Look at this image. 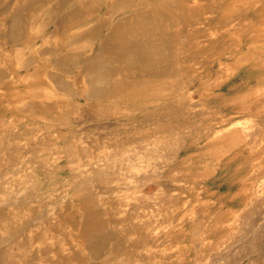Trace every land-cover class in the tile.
Returning <instances> with one entry per match:
<instances>
[{"label":"bare ground","instance_id":"1","mask_svg":"<svg viewBox=\"0 0 264 264\" xmlns=\"http://www.w3.org/2000/svg\"><path fill=\"white\" fill-rule=\"evenodd\" d=\"M0 1V16L3 17L0 37L6 43L10 40L15 47L20 44L19 51L27 47L33 50L36 42H39L33 51L44 56L48 62L32 69L30 65L33 61H24L26 74L18 76L25 81L26 90L44 96V92L40 91H50L48 86L52 85L68 94L76 91L87 100L114 97L131 106L133 111L141 98L147 99V103L155 102L156 109H160V118L156 121L157 132L160 133L159 140L164 141V149L171 147L167 144L172 143V138H181L186 155L180 156V148L174 154L170 152L171 155L164 156L168 164L166 167L182 172L184 178H189V175H195L194 171H187L194 170V167L187 165L191 161L187 154L192 149L198 147L202 153L212 154L216 159L233 154L226 162L221 158L219 163L229 166L232 162L231 165L236 166L233 170L237 181H234L240 184L232 183L234 188H239L227 193H219L218 189L209 185L204 187L208 193L217 196L222 205L209 222L205 208L197 207L196 201L190 202L181 191L177 192L171 185L159 180L163 176L161 172L157 173L156 170L150 176H142L144 165L128 160L127 183L135 182V185L123 193L118 203L87 194L88 189L82 188L81 182L78 191L74 192L77 197L72 204H64L60 211L52 208V217L42 213L38 199H33L38 203L35 206L39 209L36 210L37 214L17 209L8 216L0 211V230L5 229L4 234L9 236L7 240L12 241L15 237L19 246L18 249L0 251V257L5 256L0 264H85V260L73 251L71 243L83 255L88 253V257L97 256V259L105 254L121 252L125 255L129 253L128 250L138 251L137 248L152 251L153 241L161 242H156V248L163 245L169 250L181 245L175 255L177 259L170 257L168 264H176L175 261L179 264L191 263L187 262L185 256L186 249L190 248H194L197 257L194 264H241L248 258L245 264H257L258 260L250 257L251 252L235 256L236 249L244 245L253 250L257 245L261 247L264 233H254L253 241L247 243L249 238H244L242 229L237 226L240 223L232 218L226 219L225 215L235 208L233 205L261 206L264 209V175L254 174L260 164H250L254 154H264V117L251 111L254 105L257 111L262 107L264 112V0H182L180 3H177L179 0ZM51 27L53 36L48 35ZM74 63L79 64L80 68L78 76L70 83L67 73ZM50 66L60 72L51 71ZM245 68L258 72L255 82L246 88L240 83H232ZM183 73L190 76L189 81H183ZM211 73L215 75L208 77ZM132 76L135 80H126ZM1 79H9L2 69ZM2 87L0 85V90ZM213 89L226 93L210 92ZM167 91L175 96L172 98L177 102L178 109L189 107L191 113L187 116L192 119L190 124L196 121L207 123L191 141H186L190 131L183 135L177 130L181 129V124L164 122L162 111L166 108ZM193 93L198 95V99L193 97ZM2 99L4 97L0 95V107ZM216 102L222 103V107H213ZM66 104L58 101L49 105L40 100L33 101L27 108L34 115L58 121L60 127L71 122V111L62 110ZM142 108L141 118L149 122L151 110H145L144 106ZM106 110L107 107L97 106L98 112ZM3 111L0 108V135L4 132ZM207 116L210 121L205 120ZM176 119L180 123V117ZM12 123L18 125L14 121ZM187 124L188 127L190 124ZM47 126V123L39 120L31 134L39 157L55 159L59 152H64L68 158L81 157L76 149L78 146L74 150L68 141L69 132L55 130L57 138H61V144L65 145L62 148L57 143H51L53 138L47 134ZM132 143L129 137L122 139L117 144V151H122L124 156L125 147H132ZM146 154L138 155L145 159L152 158ZM92 163L88 165L92 166ZM106 163L109 165V162ZM248 166L249 172L245 174L243 170ZM105 167L98 164L90 170L98 174V171H107ZM223 175L221 173L218 178ZM147 177L151 180L154 178L160 185L159 190L151 195L143 187ZM98 180L107 182L108 178L106 174H99ZM29 183L33 184V181ZM153 203H159L162 209L148 214L146 208ZM184 205L187 207L184 208ZM28 216L33 220L27 219ZM153 216H160L165 224L157 226V219H153ZM21 226L22 231L26 229L27 236H24ZM69 237L71 242L67 241ZM211 240L215 242L218 258L216 253L210 258L204 257L202 248ZM129 254V258L122 262L109 260L93 264L141 262V259L132 262V251ZM165 255L161 254L160 257L164 259ZM161 261L148 260V263L161 264Z\"/></svg>","mask_w":264,"mask_h":264},{"label":"rangeland","instance_id":"2","mask_svg":"<svg viewBox=\"0 0 264 264\" xmlns=\"http://www.w3.org/2000/svg\"><path fill=\"white\" fill-rule=\"evenodd\" d=\"M7 1L9 0H6V2ZM1 2L2 1H0V3ZM180 2H182V0H179L177 3ZM1 7L2 4L0 5V8ZM1 21H3L2 16H0V23ZM37 30L40 29L37 28ZM49 34L50 36H53L52 27L48 30V35ZM8 41L9 42L6 43V41L0 37V69H2L4 74L9 78L7 80L4 79L6 82L1 79L3 81L0 83V85L3 86L0 90V95L4 97V99H2V106L0 108L4 110L3 118L5 119V123L3 126L4 132L0 135V211L3 214L5 213L9 216L10 213H12L14 210L17 211V209H20L21 212L33 211L36 213V210L39 211L38 208H35L38 203L33 201V199H38L40 204L39 208H41L42 213L46 216L49 214V217H52L50 215V211L52 208L55 207L60 211L64 207V204H72L73 199L77 197V193L74 194V192L78 191L81 182H83V185H81L82 188L85 187L86 189H88L87 194H90L93 197L102 198L106 201L110 200L114 203H118V201L122 198L123 193L125 194L128 188H131L132 185H135V182L127 183V176H129V174L127 172L128 168L126 167V164L128 160L130 161V163L144 165L143 172H141L142 176H150L156 170L157 173L161 172L163 176L162 178L160 177L159 180L161 182H165L168 185H171V187L177 192L181 191L185 196V199L187 198V200H189L190 202L196 201L197 207L205 208L207 214L206 220L209 222L213 220V218L215 217V213L220 211V206L222 205L219 204L218 200L216 199L217 196H213L212 194L208 193V191H206L204 187H207V185H209L215 190L218 189L219 193H227L231 190H234L233 192H235L239 188H234L235 185L232 184L236 183L234 180L237 181V179L234 177L235 171L233 170L236 166L231 165L232 162L229 164V166L220 164L221 158H223V161L226 162L233 154L226 155L227 158L226 156H224L217 157L216 159V157H213L212 154L202 153V151L198 149V147H196L195 150L192 149V151L187 154L191 157V161L187 165L190 167H194V170L187 171H194L195 173L193 174L195 175H189V178H184L182 172L171 170L170 168L166 167L168 166V164L166 163L164 156L171 155L170 152L173 151L174 154L176 149L180 148V156L186 155H184L183 152V139L181 141V138H172V143L167 144L168 146H171L169 147L171 148V150L169 148L164 149V141L159 140L160 133L157 132L158 128L156 125V121H158V119L160 118V115H158L160 109H156L157 105L155 102L151 101L147 103V99L145 100L141 98L137 105V109L133 111L131 110V106L125 104V102L121 99L118 100L114 97H104L102 99L87 100L86 98L80 96L76 91L68 94L66 91L55 89L52 85L48 86L50 91H40V93L44 92V96H38L37 94H35L36 91L26 90V88H24L25 81H22L18 76L20 74H26V69L23 66L24 61L27 59L30 60L31 63L33 61V63L30 65L32 69L34 67H38V64L48 62H46L44 56L37 55L36 52L33 51L34 48L38 47L39 42H36V46L33 47V50L32 48L27 47L26 49H24V51H19V46L21 47L20 44L19 46L15 47V44H13L10 40ZM79 68V64L74 63L72 65L71 71L67 73L68 82L71 83V81L78 76ZM49 69L53 72L59 71L52 66H50ZM250 71H252V73ZM214 75V73H211L208 75V77H213ZM257 75V70L245 68L241 70L240 74L237 77L234 78L232 83H240L241 86L246 88L249 84H253L255 82ZM182 76L184 82L189 81L190 76H187L184 73L182 74ZM133 78V76L128 77L126 78V80H135V78ZM212 91H215L216 93H226V91H218L215 89L210 90V92ZM167 93L168 98L165 101L164 105V108H166L165 111H162L164 122L165 124H181L182 126L179 127L181 129L177 128V130L180 131L183 135L186 134L184 132L190 131L188 132L190 133V136L186 141H191L192 138H195L199 130H203L207 126V123H201L195 120V123L190 124V121L192 119L187 116L191 113L189 107H185L182 110L178 109L177 102L174 98H172L175 96L171 95V91H167ZM193 97L198 99V95L196 93H193ZM40 100L45 101V103L49 105L55 104L58 101L67 103L65 108L62 110L71 111L69 112L71 122H67L65 123V125H61L59 127L58 121H51L47 117L34 115L35 113L29 110L27 107L33 101ZM70 102L71 104L68 105ZM97 106L107 107L108 110L104 112H98ZM143 106L145 107V110H151L149 116L151 120H149V122L141 118L142 116L140 112H142ZM212 106L215 108H219L222 107V103L216 102ZM251 111L253 112V114L256 113L264 117L262 107L257 111V108L253 105ZM177 116L180 117V123H178L176 119ZM39 120L42 123L48 124V129L46 130V132L53 138L51 143H57L62 148H64L65 145L61 144L63 140L61 138H57V132L55 130L60 129L64 132H69L68 141L70 142L74 150L75 147L78 146L76 147V149L79 151V155L81 157L79 158V156H72L68 158L64 152H59L58 158L55 159L48 156L39 157L36 153L37 147L35 146V142L31 137L34 127ZM205 120L210 121V118L207 116ZM13 121L18 125L14 126L12 123ZM187 123L190 124L188 127ZM1 129L2 128H0V130ZM127 137H129L130 140H133V143L132 147L129 146V148H127L128 145L125 147L126 150L124 151L126 153L123 152V156L122 151H117V144H119L122 139ZM117 139L119 140L117 141ZM79 141H81V143H79ZM153 149L156 150L153 151ZM144 153H148L146 155H150L152 158L145 159L139 156L144 155ZM89 158L93 159L89 160ZM251 158V165L254 164V166H256L260 164V167L257 166V170L254 174L264 175V154H254ZM121 160L124 161L121 162ZM90 162H93L91 164L92 166L88 165ZM106 162H109V165H107ZM177 163L178 162H176V164ZM98 164L99 166L104 167L105 165H107L105 167L107 171H98V174H96L95 172L92 173L91 171L94 170L90 169ZM218 166L219 169L217 168ZM249 169L250 166L245 168L243 170L244 173L247 174L249 172ZM221 173H224V175L221 178H218ZM99 174H102L103 176L106 174L108 181L99 182ZM86 179L88 181H86ZM30 180L33 181V184L29 183ZM154 180V178L153 180H151V178L149 177L144 180V191L146 193H149L150 195L156 193L160 188L158 181L156 182ZM72 183L74 184L72 185ZM128 185L130 186L128 187ZM237 186H240V184H237ZM35 195L37 196V198H35ZM233 206H235V208H232L233 210L229 211L225 215V218L228 220L232 218L231 220H237L238 224H241L237 226L242 229L241 235H243L244 238H249L247 240V243L249 241H253L252 239L255 235L254 233H264V209H262L261 206H258L257 208L239 205ZM149 207L150 205L148 206V208H146V212L148 211V214H155L156 212L160 211V208L162 209L159 203L151 204V209ZM186 207L187 205H184V208ZM28 208L29 210H26ZM27 219L33 220L29 216ZM153 219H157V222L154 221L157 226H162L165 224L160 216H153ZM25 230L26 229H23L22 231L21 226V231L23 232L24 236H27ZM4 232L5 229L0 230V251L9 248L18 249L19 246L18 243H16L17 239L14 237L12 241L7 240L9 236H6ZM5 238L7 241H5ZM153 240L154 239H152L150 242H152ZM67 241L71 242L70 237ZM262 241V246H255V250L247 247V245H244L243 248L237 247L235 256H241L242 254L251 252L250 257H255V260H258L259 262H257V264H263L264 238L262 239ZM156 242L158 243L160 241H153V244H155L153 245L152 251L151 249L148 250L145 248H137L139 252L137 250H128L129 253L130 251H132V255L130 258L131 261L133 262L137 259H141V262L138 264H149L148 260H155L158 263V261H161L162 258L161 264H168V262L171 261L170 257L177 259V256L175 255L178 254L177 251H180L181 245L176 247L175 250H169L165 249L163 245H159L156 248ZM209 242L210 243L205 244V247H203L202 249L205 253L204 257L210 258L217 252V248H214V240H211ZM108 243H110V241ZM71 244L70 246L74 248L73 251L77 252V255L85 260V264H89L88 261L91 264L96 261L108 262L109 260L111 262H122L123 260H127L130 256L129 253L124 255L120 252L112 255L105 254L102 255V257L99 256V258L96 259L97 256L88 257L90 255L88 253L86 255H83L82 251L80 252V249ZM59 246L60 245H58V247ZM167 250L169 251L167 252ZM186 251L187 252L183 250V252H185V256L188 259L187 262H191L188 264H194V260L197 258L196 255H194V248L186 249ZM166 252L167 254L165 255ZM161 254L165 255L164 259L163 257H160ZM4 257V255L1 256L0 260L4 259ZM216 257L218 258V253H216ZM248 259H246V261L241 264H245L246 262H248ZM138 260L137 262H139ZM174 263L179 264L176 261Z\"/></svg>","mask_w":264,"mask_h":264}]
</instances>
